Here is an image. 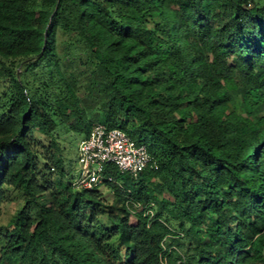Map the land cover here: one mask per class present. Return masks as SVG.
Listing matches in <instances>:
<instances>
[{
	"label": "trees",
	"instance_id": "16d2710c",
	"mask_svg": "<svg viewBox=\"0 0 264 264\" xmlns=\"http://www.w3.org/2000/svg\"><path fill=\"white\" fill-rule=\"evenodd\" d=\"M98 123L157 169L66 181L65 139ZM17 198L0 264H264V0H0Z\"/></svg>",
	"mask_w": 264,
	"mask_h": 264
},
{
	"label": "built area",
	"instance_id": "2783aa9c",
	"mask_svg": "<svg viewBox=\"0 0 264 264\" xmlns=\"http://www.w3.org/2000/svg\"><path fill=\"white\" fill-rule=\"evenodd\" d=\"M78 162L81 176L74 185L85 189L105 183L122 187L123 183L116 182L110 173L112 168L133 179L148 168L157 169L145 144H138L123 130L102 123L96 124L90 136L81 141ZM146 214L150 215L151 211Z\"/></svg>",
	"mask_w": 264,
	"mask_h": 264
},
{
	"label": "rangeland",
	"instance_id": "374dc122",
	"mask_svg": "<svg viewBox=\"0 0 264 264\" xmlns=\"http://www.w3.org/2000/svg\"><path fill=\"white\" fill-rule=\"evenodd\" d=\"M85 139L84 136H68L65 140V146L71 148V153L68 156L66 161V169L70 170L66 181L76 182L81 176V166L78 162L79 158V146L81 141ZM68 144V145H67ZM120 176L123 180L121 182H126L125 180L129 179L128 175L122 174ZM128 183V182H127ZM110 195V194H109ZM110 197V196H109ZM47 200L50 198V194H46ZM23 206V200L21 198L14 199L13 201L6 202L0 209V247L3 244L2 237L6 233L9 227L11 219L17 214V212Z\"/></svg>",
	"mask_w": 264,
	"mask_h": 264
}]
</instances>
